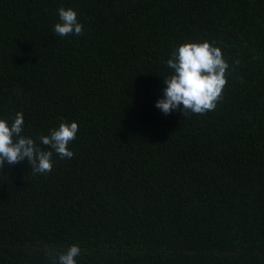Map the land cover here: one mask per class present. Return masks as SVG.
<instances>
[{"label": "trees", "instance_id": "1", "mask_svg": "<svg viewBox=\"0 0 264 264\" xmlns=\"http://www.w3.org/2000/svg\"><path fill=\"white\" fill-rule=\"evenodd\" d=\"M61 7L82 35L55 33ZM189 41L221 49L227 84L214 111L165 115ZM17 112L38 144L78 131L49 173L0 169V264L73 244L76 264H264V0H0V119Z\"/></svg>", "mask_w": 264, "mask_h": 264}, {"label": "clouds", "instance_id": "2", "mask_svg": "<svg viewBox=\"0 0 264 264\" xmlns=\"http://www.w3.org/2000/svg\"><path fill=\"white\" fill-rule=\"evenodd\" d=\"M59 21L54 31L59 36L83 34L84 26L78 21L77 12L71 7L58 10ZM239 64V61H235ZM166 64L172 70L170 75L163 77L166 87L163 97L156 101L155 106L165 115L173 110H182V114L203 115L214 111L217 102L222 99V92L227 84L226 72L228 62L223 58L219 47L208 41L184 42L173 49ZM24 117L17 112L11 125L0 119V169L5 164L14 165L27 158L33 174H46L52 171L53 152L61 158H71L69 143L75 139L78 123L62 122L57 129H51L48 135L38 137L39 144L31 136L22 135ZM47 146L50 150L41 148ZM80 248L73 244L66 251L57 254L48 251L51 264H76Z\"/></svg>", "mask_w": 264, "mask_h": 264}]
</instances>
